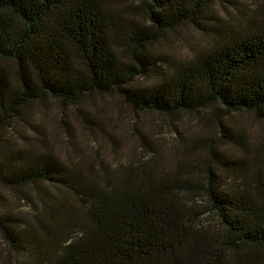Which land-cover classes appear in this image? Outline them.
<instances>
[{"label": "trees", "instance_id": "1", "mask_svg": "<svg viewBox=\"0 0 264 264\" xmlns=\"http://www.w3.org/2000/svg\"><path fill=\"white\" fill-rule=\"evenodd\" d=\"M252 1L224 25L216 5L234 0H0V190L29 205L14 213L0 191L3 264H264V137L246 145L230 123L248 114L264 131V0ZM185 26L207 46L162 51ZM95 95L134 115H197L216 134L180 137L168 163L143 135L146 157L118 165L8 144L32 105L84 118Z\"/></svg>", "mask_w": 264, "mask_h": 264}, {"label": "rangeland", "instance_id": "2", "mask_svg": "<svg viewBox=\"0 0 264 264\" xmlns=\"http://www.w3.org/2000/svg\"><path fill=\"white\" fill-rule=\"evenodd\" d=\"M234 1L237 3L234 6L224 2L216 5L224 25L227 22L233 23V15L238 17L239 13H246L253 5L252 0ZM206 39L195 29L185 26L162 41L160 49L170 56L183 59L207 46ZM79 108L85 112L84 118L75 108L63 106L53 100L34 104L28 109L26 120H18L7 131V142L14 147H35L38 150L46 148L64 160L83 156L91 162L102 158L112 165H118L136 162L149 153L146 147L141 148L138 135H143L147 143H153L155 149H160L168 163L180 156V137L191 139L214 137L216 134L213 125L200 116L182 114L169 118L155 113L134 115L114 96L87 97ZM84 120L98 123L100 129L92 131L96 125L85 123ZM230 121L233 129L242 134L244 144L252 145L263 139L262 125L250 115H233ZM0 191L5 207L14 213H26L29 210L28 203L20 201L14 193ZM6 251L0 238V264H3L2 256Z\"/></svg>", "mask_w": 264, "mask_h": 264}]
</instances>
